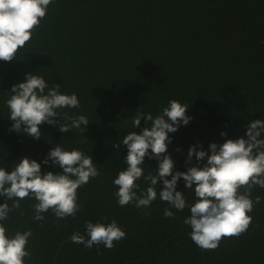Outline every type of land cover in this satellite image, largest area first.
Returning a JSON list of instances; mask_svg holds the SVG:
<instances>
[{
  "label": "trees",
  "instance_id": "1",
  "mask_svg": "<svg viewBox=\"0 0 264 264\" xmlns=\"http://www.w3.org/2000/svg\"><path fill=\"white\" fill-rule=\"evenodd\" d=\"M29 72L50 87L60 84L62 94L75 93L80 107L57 111L62 120L86 116L87 128L61 133L44 123L39 140L22 130L9 131L13 122L6 101L12 86ZM170 100L188 105L192 117L169 133L174 173L197 163L193 157L186 164L193 145L209 151L211 143L246 138L249 121L264 120V0H52L16 58L0 60V168L11 172L28 157L41 163L44 173H62L51 162L43 163L60 145L92 156L100 174L78 189L75 217L58 219L49 209L43 221H34L37 201L30 197L0 221L10 238L32 231L26 264H264V188L252 190L253 201L259 196L261 202L248 213V229L207 251L193 242L192 229L184 223L189 207L171 209L173 218L164 215L170 205L159 198L162 181L149 208L118 204L113 181L127 167L122 140L151 126L141 120L134 127L139 112L155 117ZM116 143H121L119 151ZM141 167L145 176L155 174L157 161L146 157ZM137 183L141 190L150 186L143 177ZM177 190L184 192L187 205L196 202L182 178ZM7 203L11 207L13 201ZM113 220L126 238L111 249L103 244L88 248L71 239L79 233L87 240L89 221L107 225Z\"/></svg>",
  "mask_w": 264,
  "mask_h": 264
},
{
  "label": "clouds",
  "instance_id": "2",
  "mask_svg": "<svg viewBox=\"0 0 264 264\" xmlns=\"http://www.w3.org/2000/svg\"><path fill=\"white\" fill-rule=\"evenodd\" d=\"M51 3L52 0H0V60L11 62L16 58L18 50L32 39ZM60 88V84L50 87L42 76L27 73L23 82L12 86L6 101L9 119L13 122L9 131L21 133L22 130L39 140L40 126L44 123L58 126L61 133L81 129L82 125L87 128L89 120L84 115L60 118L57 109L80 107L75 93L62 94ZM188 108L186 104L170 100L160 115L154 117L151 113L139 112L134 117L135 128L140 127L141 120L151 122V126L123 138L122 144L127 147L124 158L127 167L113 181L118 186L114 195L120 206L134 203L137 208L146 209L157 199L156 186L162 181L159 198L170 205L164 215L173 218L171 209L183 211L189 207L191 215L184 223L192 229L193 242L207 251L216 249L224 237L244 233L252 221L248 213L253 211L254 204L261 202V197L257 196L255 201L251 197L255 187L264 188V120L249 121L246 138L227 139L223 144L211 143L210 155L203 145H193L188 150L186 164H192L193 157L197 163L187 171L174 173L175 162L168 153V145L172 142L169 133H175L181 124L190 123L192 117L187 115ZM221 136H227V132H222ZM120 145H114L117 151ZM146 157L157 161L155 174L144 175L141 166ZM205 158L207 161L203 163ZM50 162L61 168L62 173H44L41 163L28 157L16 164L11 172L0 168V197L5 198L0 204V221L19 209L21 200L30 197L37 201L32 205L34 221H43V213L49 209L58 219L76 216L80 210L78 189L97 178L99 169L92 156L76 149L66 151L60 145L51 149L43 161L45 165ZM141 177L150 184L146 190H141L137 183ZM181 178L185 188L194 190L197 198L191 206L187 205L184 192L177 190ZM9 200L13 201L11 207L7 203ZM85 228L87 240L79 233H74L71 239L88 248L103 244L111 249L114 242L126 238L115 220L107 225L89 221ZM32 235V231L27 230L10 238L4 224L0 223V264H26L25 257L31 259L27 245Z\"/></svg>",
  "mask_w": 264,
  "mask_h": 264
}]
</instances>
